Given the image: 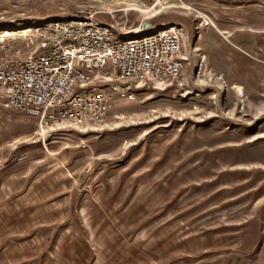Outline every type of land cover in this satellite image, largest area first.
<instances>
[{
	"label": "rangeland",
	"instance_id": "rangeland-1",
	"mask_svg": "<svg viewBox=\"0 0 264 264\" xmlns=\"http://www.w3.org/2000/svg\"><path fill=\"white\" fill-rule=\"evenodd\" d=\"M89 14L181 26L186 85L84 134L3 108L0 224L16 197L46 206L0 236V264H264V0H0V29Z\"/></svg>",
	"mask_w": 264,
	"mask_h": 264
},
{
	"label": "built area",
	"instance_id": "built-area-1",
	"mask_svg": "<svg viewBox=\"0 0 264 264\" xmlns=\"http://www.w3.org/2000/svg\"><path fill=\"white\" fill-rule=\"evenodd\" d=\"M144 24L124 32L89 14L9 34L0 29V108L33 118L39 128L84 134L105 126L114 103L134 101L137 92L176 97L186 85L183 29Z\"/></svg>",
	"mask_w": 264,
	"mask_h": 264
},
{
	"label": "crops",
	"instance_id": "crops-1",
	"mask_svg": "<svg viewBox=\"0 0 264 264\" xmlns=\"http://www.w3.org/2000/svg\"><path fill=\"white\" fill-rule=\"evenodd\" d=\"M3 109V108H2ZM1 108H0V113L2 112V111H4V110H2ZM24 115V114H23ZM24 116H26V115H24ZM27 118H28V116H26ZM29 118H31V117H29ZM45 183L46 182V180H44V181H42V183ZM44 186L43 187H46V186H50V184H48V183H46V184H43ZM52 185V184H51ZM46 188H48V187H46ZM11 192V191H10ZM46 193H48L47 191H46ZM45 193V194H46ZM37 195V194H36ZM35 194H32V195H29L28 197H26L25 199H22V197H16V200H17V203L16 204H14L13 205V203H10V202H8V203H10L9 204V206H7L8 207V210H10V212H12L13 210H15V209H19V207H20V211H17V212H15L14 214H20L18 217V219H16V222H10V224H9V227H7V226H4L3 224H0V236L2 235V234H5V232H7L8 230H18V229H23L24 227V225H25V221L27 220L26 219V216H24V215H34V214H36L39 210H41V209H43L46 205L44 204V203H28V201L29 200H31V199H33L35 196H36ZM109 201H107V203H108ZM28 204H30L29 206H30V208L29 209H27V211H26V213L25 214H23V213H21L22 212V208L24 207V206H26V205H28ZM115 204V203H114ZM114 204H113V202H111V208L113 207V209H114ZM34 205V206H33ZM28 208V207H27ZM52 209V213L55 215V214H58V215H60L61 213H60V211L59 210H54V208H51ZM106 209H107V211L110 209V207H106ZM7 210V209H6ZM9 212V213H10ZM8 213V211H7V214H9ZM80 214L81 213H84V209H82L81 208V211L79 212ZM85 214V213H84ZM10 215V214H9ZM11 217V216H10ZM13 220H15V219H12V221ZM108 223L107 222H105L104 224H103V226L100 228V229H103V230H106L107 229V227H108ZM43 231H45V230H42L41 232H43ZM39 232H40V230L39 231H36V232H34V234H35V238H38V239H40V240H42V235L41 234H39ZM22 239H23V241H22ZM27 238H25V237H19V238H15V239H9L10 241H16L17 243H20V241H22L21 243H24L25 242V240H26ZM29 240V239H28ZM104 241H108V239L106 238ZM30 243H33L32 242V240H30ZM20 246H22L23 244H19Z\"/></svg>",
	"mask_w": 264,
	"mask_h": 264
},
{
	"label": "bare ground",
	"instance_id": "bare-ground-1",
	"mask_svg": "<svg viewBox=\"0 0 264 264\" xmlns=\"http://www.w3.org/2000/svg\"><path fill=\"white\" fill-rule=\"evenodd\" d=\"M159 3H161V1H159ZM156 8V6L153 7V9ZM138 12H142L141 10L137 9ZM155 11V10H154ZM157 14H158V11H157ZM154 17V16H153ZM3 31L5 32V34H9L8 31L4 30ZM25 32V31H22V33ZM232 88L236 91V94H240V91H241V88L239 86H236V85H233Z\"/></svg>",
	"mask_w": 264,
	"mask_h": 264
},
{
	"label": "water",
	"instance_id": "water-1",
	"mask_svg": "<svg viewBox=\"0 0 264 264\" xmlns=\"http://www.w3.org/2000/svg\"><path fill=\"white\" fill-rule=\"evenodd\" d=\"M148 26H149V23H145V24H144V27H148Z\"/></svg>",
	"mask_w": 264,
	"mask_h": 264
}]
</instances>
